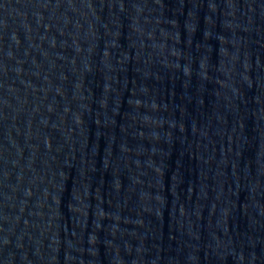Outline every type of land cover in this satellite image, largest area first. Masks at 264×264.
Returning <instances> with one entry per match:
<instances>
[{
    "label": "water",
    "instance_id": "1",
    "mask_svg": "<svg viewBox=\"0 0 264 264\" xmlns=\"http://www.w3.org/2000/svg\"><path fill=\"white\" fill-rule=\"evenodd\" d=\"M0 264H264V0H0Z\"/></svg>",
    "mask_w": 264,
    "mask_h": 264
}]
</instances>
